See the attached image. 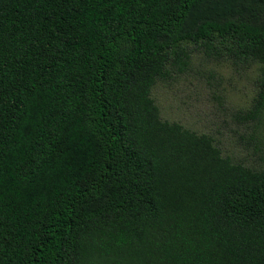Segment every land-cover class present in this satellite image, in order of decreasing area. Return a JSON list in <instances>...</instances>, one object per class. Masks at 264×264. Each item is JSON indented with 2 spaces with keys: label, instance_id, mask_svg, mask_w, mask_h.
I'll return each mask as SVG.
<instances>
[{
  "label": "trees",
  "instance_id": "trees-1",
  "mask_svg": "<svg viewBox=\"0 0 264 264\" xmlns=\"http://www.w3.org/2000/svg\"><path fill=\"white\" fill-rule=\"evenodd\" d=\"M214 37L261 67L254 122L264 0H0V264H264V169L149 98Z\"/></svg>",
  "mask_w": 264,
  "mask_h": 264
},
{
  "label": "rangeland",
  "instance_id": "rangeland-1",
  "mask_svg": "<svg viewBox=\"0 0 264 264\" xmlns=\"http://www.w3.org/2000/svg\"><path fill=\"white\" fill-rule=\"evenodd\" d=\"M230 46L215 37L181 45L186 58L182 64L167 63V75L153 82L149 98L162 122L209 137L231 164L259 171L264 169V108L254 122L239 117L253 106L261 67L248 58H230Z\"/></svg>",
  "mask_w": 264,
  "mask_h": 264
}]
</instances>
